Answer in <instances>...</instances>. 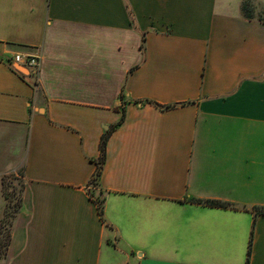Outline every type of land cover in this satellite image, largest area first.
<instances>
[{"label":"crops","instance_id":"crops-1","mask_svg":"<svg viewBox=\"0 0 264 264\" xmlns=\"http://www.w3.org/2000/svg\"><path fill=\"white\" fill-rule=\"evenodd\" d=\"M240 5L0 0V264H264V23Z\"/></svg>","mask_w":264,"mask_h":264},{"label":"rangeland","instance_id":"rangeland-1","mask_svg":"<svg viewBox=\"0 0 264 264\" xmlns=\"http://www.w3.org/2000/svg\"><path fill=\"white\" fill-rule=\"evenodd\" d=\"M238 1V0H237ZM241 12L244 16V11L246 10V13L252 14L256 20H261L264 22V0H241ZM22 182L20 178H14L12 180H9L6 183V195L11 202L10 209L7 211L5 218L0 221V242L3 244H0V253H4V248L6 244V236L8 231H10L11 222L14 221L15 218V212H17L19 208V202H20V191H21ZM8 221V223H7ZM12 224V223H11ZM115 259L112 264H132L130 261L125 260L124 255H115ZM4 258V257H0ZM104 260H106V257H104Z\"/></svg>","mask_w":264,"mask_h":264},{"label":"trees","instance_id":"trees-1","mask_svg":"<svg viewBox=\"0 0 264 264\" xmlns=\"http://www.w3.org/2000/svg\"><path fill=\"white\" fill-rule=\"evenodd\" d=\"M243 11H244V17L246 19H248V20H255L254 19L255 17L252 14L246 13V10H243ZM259 21L262 22V23H264L261 20H259ZM157 106H159V105H157ZM173 107L174 106H171V107H161V108L163 110H166V109H170V108H173ZM123 121H124V117L120 120V122H118L115 126H113L110 131L106 132L104 134L103 138H102V142H101V146H100L101 156L96 161L98 167H97V171L95 173V177H94V180H93V184H95L101 178V175H102V172H103V168H104V165H105V161H106V146H107L108 140H109V138L111 136V133L117 127H119L123 123ZM91 198L98 205L99 214L103 218V216H104V202H105V198L102 196V193H99L98 195H95V193H91ZM202 204H205V205H208V206H212V207H228L229 206L226 203L217 202V201H207V202H202ZM19 206H20V202H19ZM256 211H257V214L264 213L263 212V209H260V208H257ZM7 223H8V221H7ZM11 223H13V222H11ZM11 223L8 226H11L12 227V224ZM10 240H11V228H10V231H8L7 236H6V244H5V248H4L5 251H4V253H0V257L6 256V254L8 252V247H9V244H10ZM0 244H3V243L0 242ZM251 248H252V246L250 244L249 251H248L247 264L249 263V259H250V256H251Z\"/></svg>","mask_w":264,"mask_h":264},{"label":"built area","instance_id":"built-area-1","mask_svg":"<svg viewBox=\"0 0 264 264\" xmlns=\"http://www.w3.org/2000/svg\"><path fill=\"white\" fill-rule=\"evenodd\" d=\"M13 62L24 66L29 70L30 75L38 76L40 70V59L35 56L16 54L13 57Z\"/></svg>","mask_w":264,"mask_h":264},{"label":"water","instance_id":"water-1","mask_svg":"<svg viewBox=\"0 0 264 264\" xmlns=\"http://www.w3.org/2000/svg\"><path fill=\"white\" fill-rule=\"evenodd\" d=\"M17 70L20 71L21 73L25 74V75H28V71H25L22 68H17Z\"/></svg>","mask_w":264,"mask_h":264}]
</instances>
